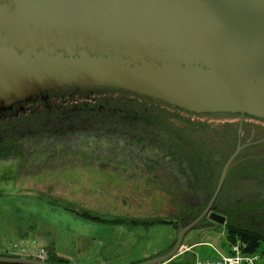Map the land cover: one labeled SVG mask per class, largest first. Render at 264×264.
I'll return each instance as SVG.
<instances>
[{"label": "water", "instance_id": "water-1", "mask_svg": "<svg viewBox=\"0 0 264 264\" xmlns=\"http://www.w3.org/2000/svg\"><path fill=\"white\" fill-rule=\"evenodd\" d=\"M64 88L264 119V0H0V112ZM224 182L170 250L139 264L174 260ZM0 264L54 263L0 256Z\"/></svg>", "mask_w": 264, "mask_h": 264}, {"label": "rangeland", "instance_id": "rangeland-1", "mask_svg": "<svg viewBox=\"0 0 264 264\" xmlns=\"http://www.w3.org/2000/svg\"><path fill=\"white\" fill-rule=\"evenodd\" d=\"M75 96L58 93L56 98L72 103ZM46 122L21 128L7 147L22 155L0 162V250L9 251L0 255L45 249L50 259L57 245L71 264H139L167 252L181 226L150 223L178 221L179 202L173 175L156 161L158 149L139 136L121 137L116 131L112 137L110 129L98 126L92 133L61 134L60 127ZM144 166L151 169L150 179ZM44 196L105 222L84 219ZM184 245L190 251L167 264H187L194 254L207 260L211 246H228L226 230L191 231Z\"/></svg>", "mask_w": 264, "mask_h": 264}, {"label": "flooded vegetation", "instance_id": "flooded-vegetation-1", "mask_svg": "<svg viewBox=\"0 0 264 264\" xmlns=\"http://www.w3.org/2000/svg\"><path fill=\"white\" fill-rule=\"evenodd\" d=\"M87 91L96 95H87ZM58 93L75 94L76 100L59 102ZM46 121L60 127L56 132L61 134L80 130L92 133L98 126L110 129L112 137L117 131L121 137L135 135L153 144L158 149L156 161L174 177L179 202L178 221H174L181 227L205 212L225 176L208 216L192 231L234 228L259 235L264 244V119L232 113H190L118 89L64 88L0 112V150L16 152L7 147L15 134L26 125L38 127ZM144 168L150 179V167ZM212 214L224 218L225 223L211 221Z\"/></svg>", "mask_w": 264, "mask_h": 264}, {"label": "trees", "instance_id": "trees-1", "mask_svg": "<svg viewBox=\"0 0 264 264\" xmlns=\"http://www.w3.org/2000/svg\"><path fill=\"white\" fill-rule=\"evenodd\" d=\"M5 152L3 150H0V160H6V159H11L12 155L13 157H20L22 154L20 151H8L4 154ZM41 198V197H40ZM42 199L47 200L49 203L55 204V205H64L65 210H69L71 212L76 213L77 215L83 217L84 219L92 220V221H97V222H105L102 218L99 216L93 215L89 211H78L75 209L74 206H72L69 203H66L63 201L64 204L61 202L56 203L55 201L48 200L46 196H44ZM155 224H175L177 226V222L175 221H165V220H155L150 225H155ZM261 236V235H260ZM229 241L230 243H237L240 242L246 246V252L247 253H259L262 257V264H264V244L261 243V237L259 235H256L254 233L250 232H245L239 229H234L230 228L228 231L226 230V241ZM172 246L170 247V249ZM51 258L48 259V262L54 263V264H68L66 261L59 260L55 257L54 254H50ZM9 257V256H7ZM193 256L190 257V260L187 264H193Z\"/></svg>", "mask_w": 264, "mask_h": 264}, {"label": "built area", "instance_id": "built-area-1", "mask_svg": "<svg viewBox=\"0 0 264 264\" xmlns=\"http://www.w3.org/2000/svg\"><path fill=\"white\" fill-rule=\"evenodd\" d=\"M225 249H218L211 246L212 254L207 260H202L198 255H193V264H262V257L259 253H247L246 246L240 242L230 243ZM203 246V245H202ZM190 251L184 248L181 254ZM45 251H40L39 257L43 258Z\"/></svg>", "mask_w": 264, "mask_h": 264}, {"label": "crops", "instance_id": "crops-1", "mask_svg": "<svg viewBox=\"0 0 264 264\" xmlns=\"http://www.w3.org/2000/svg\"><path fill=\"white\" fill-rule=\"evenodd\" d=\"M9 252L7 250H0L1 254L2 252ZM49 252V250H47ZM53 251H54V255L57 259L59 260H62V261H66L68 264H71V260H70V256L66 255L65 252H64V248H61L57 245L54 246L53 248ZM25 257H28L24 254Z\"/></svg>", "mask_w": 264, "mask_h": 264}]
</instances>
